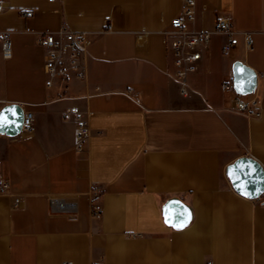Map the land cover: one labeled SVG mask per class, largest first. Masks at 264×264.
Instances as JSON below:
<instances>
[{"label": "crops", "instance_id": "crops-1", "mask_svg": "<svg viewBox=\"0 0 264 264\" xmlns=\"http://www.w3.org/2000/svg\"><path fill=\"white\" fill-rule=\"evenodd\" d=\"M0 109L33 112L31 130L0 133V264H264V202L240 195L227 167L241 156L264 168V0H197V29L220 14L252 33L223 52L215 34L184 96L164 30L183 0H0ZM22 10H32L24 15ZM87 32V75L47 86L39 32ZM254 69L260 115L232 108L233 64ZM232 92V93H231ZM77 106L90 134L78 148ZM102 212L93 215L91 195ZM192 208L176 228L163 207ZM20 204H15V199ZM52 198L67 205L58 208Z\"/></svg>", "mask_w": 264, "mask_h": 264}, {"label": "built area", "instance_id": "built-area-1", "mask_svg": "<svg viewBox=\"0 0 264 264\" xmlns=\"http://www.w3.org/2000/svg\"><path fill=\"white\" fill-rule=\"evenodd\" d=\"M197 0H183V9L179 17L171 20L169 28L164 30L166 47L173 56L176 66L175 78L177 79L180 92L187 96L190 94L188 84L189 75L199 67V61L209 49L212 38L215 34L225 35L226 42L223 44V52L230 53L234 47L241 42L246 49H252L254 38L251 32L238 31L234 27L232 16L220 14L211 29H197ZM2 7L0 5V11ZM24 15H32V10H22ZM38 43L45 50L44 71L46 74V85L53 86L57 83L67 85L71 78L84 79L87 75L89 45L91 38L87 32L72 31L61 28L58 32L43 31L37 36ZM0 42L4 57L11 56V40L9 32L0 30ZM225 90H233L232 84L225 83ZM232 108L237 111L246 112L249 115L259 116V99L255 94L251 98L246 95L235 94L232 99ZM71 114L78 119V148L81 150L83 144L90 134L88 118L79 107L73 106L66 109L64 114L68 118ZM34 120L33 112H25L22 123L23 130H31ZM1 155V151H0ZM1 164V158H0ZM10 182L0 171V193H9ZM264 202V193L259 197ZM100 197L91 195L90 210L93 215H100L102 207L99 203ZM52 204L58 208H65L67 205L63 200L52 198ZM15 204H20V199H15ZM63 264H68L63 262ZM99 264V263H98Z\"/></svg>", "mask_w": 264, "mask_h": 264}, {"label": "water", "instance_id": "water-1", "mask_svg": "<svg viewBox=\"0 0 264 264\" xmlns=\"http://www.w3.org/2000/svg\"><path fill=\"white\" fill-rule=\"evenodd\" d=\"M233 87L236 93L249 95L257 87V75L254 69L244 62L237 60L233 64ZM14 109L15 114L4 112L6 109ZM0 112H4L6 119L4 127H0V133L8 136H17L22 132V123L25 110L19 103H8ZM239 165V167L237 166ZM233 171L230 177L229 171ZM233 188L242 196L252 199L261 197L264 193V168L256 159L250 156H241L231 163L226 170ZM166 221L176 228L188 225L193 219L192 208L184 203L181 198L172 197L163 207Z\"/></svg>", "mask_w": 264, "mask_h": 264}, {"label": "snow or ice", "instance_id": "snow-or-ice-1", "mask_svg": "<svg viewBox=\"0 0 264 264\" xmlns=\"http://www.w3.org/2000/svg\"><path fill=\"white\" fill-rule=\"evenodd\" d=\"M4 112L12 113L13 115L15 114V110L11 109V108L4 110ZM4 112H0V127H4L5 126L4 123H3V121L6 119V117L4 115ZM237 166L239 167V165H237ZM229 175H230V177L233 176V171L232 170L229 171Z\"/></svg>", "mask_w": 264, "mask_h": 264}, {"label": "rangeland", "instance_id": "rangeland-1", "mask_svg": "<svg viewBox=\"0 0 264 264\" xmlns=\"http://www.w3.org/2000/svg\"><path fill=\"white\" fill-rule=\"evenodd\" d=\"M232 93V92H231Z\"/></svg>", "mask_w": 264, "mask_h": 264}]
</instances>
